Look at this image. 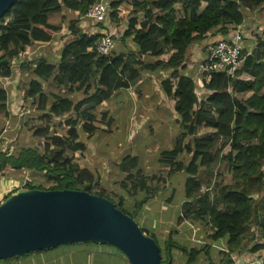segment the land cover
<instances>
[{
	"label": "trees",
	"instance_id": "trees-1",
	"mask_svg": "<svg viewBox=\"0 0 264 264\" xmlns=\"http://www.w3.org/2000/svg\"><path fill=\"white\" fill-rule=\"evenodd\" d=\"M99 1L16 0L0 19V78L12 76V61L24 56L27 47L55 41L50 50L59 55L57 64L49 63L47 55H42L19 65L22 74L29 72L32 76L23 97L37 104L39 127L33 130V136L42 140V150L22 147L16 153L0 151V172L9 167L18 172L27 170L34 175L42 174L51 186L47 189L37 187L38 190L86 191L106 197L132 219L139 218L143 206L155 196L154 177L148 179L141 174L137 155H126L118 166V171L133 182L129 188L121 185L125 195L115 192L110 198L104 189L93 192L99 176L84 167L87 148L77 141L78 127L89 141L98 130L95 123L110 125V120L105 122L106 114L97 119L90 111L109 100L117 90L129 87L128 81L121 79L127 72L126 58L142 61L164 54L158 48L161 39L164 47L174 53L164 61L140 64L141 71L162 69L168 72L161 88L179 122L180 131L174 146L159 153L164 158L160 162L169 166L170 180L185 176L182 198L194 209L196 217L207 220L209 231L205 239L212 244L187 247L174 242L170 234L163 255L152 230L141 226V231L155 240L163 264H174L176 252L185 256V264H196L201 254L210 260L209 250H214L213 245L224 240L223 250L227 253L222 251L223 258L217 263L211 260L208 264H230V255H240L245 250L249 254L264 256V55L252 57L264 47V43L258 40L257 47L249 55L244 49L243 62L234 80L224 74H212L209 83L203 86L208 93L200 99L194 92L192 79L182 74L189 59V48L201 44L211 32L224 35L228 27L244 22L238 0H197L194 3L182 0L131 1L134 16L127 19L122 39L132 40L135 50L128 47L126 54L113 52L110 57L97 54L95 46L100 35L84 33L77 25L78 21L71 22L67 34L58 38L55 27L49 23V18L60 14L63 7L76 11L81 17L89 6ZM239 1L249 8L247 10L264 6V0ZM120 3H111L112 11ZM115 14L111 13L110 17H116ZM51 77L59 87L67 81L70 93L83 91L84 97L74 102L44 94L43 84ZM247 94L248 97H243ZM50 98L53 102L48 105ZM7 101L6 92L0 89V116L8 118V107L4 104ZM56 120L60 122L57 124ZM53 124L55 130L51 127ZM62 126L71 130L69 137L57 134L56 128ZM2 130L3 126H0V134ZM220 139L226 142L224 156L220 152L212 153ZM183 154L189 156L187 163L178 161ZM220 162L225 163L232 174L234 181L230 185L211 184L216 177H213L215 167ZM139 193L141 198L131 203L132 210H125L123 203L129 205L128 197L132 199ZM255 194L261 197L252 199L250 196ZM252 224L256 226L254 232L250 231ZM69 246H102L117 254L120 260L125 259L112 246L92 243ZM14 259L17 258L0 263ZM125 262L128 264L126 259Z\"/></svg>",
	"mask_w": 264,
	"mask_h": 264
},
{
	"label": "rangeland",
	"instance_id": "rangeland-1",
	"mask_svg": "<svg viewBox=\"0 0 264 264\" xmlns=\"http://www.w3.org/2000/svg\"><path fill=\"white\" fill-rule=\"evenodd\" d=\"M62 1V0H61ZM70 1V0H68ZM131 1H137V0H107L106 3H108L110 13L112 9L110 8L111 3L114 2H121L119 7L112 13H116L115 15L120 14L119 18L116 17L110 18V21L108 23L111 25V23H114L116 27H122L121 24L125 25L126 28V21L128 18L134 16V11L131 6ZM184 2L190 1V2H196L197 0H182ZM240 4V11L244 15V25L242 26L243 34H244V48L245 52L248 54L252 50H254L257 46H255L256 42L260 40V42L264 43V6H261L257 9L247 10V6L241 5V2L238 0ZM63 9H66V7H63ZM62 9V10H63ZM64 13H67L68 16H72L74 14H71L76 11H72L69 9L64 10ZM68 11V12H66ZM77 13V12H76ZM63 14V13H62ZM70 14V15H69ZM66 15V14H65ZM181 14H179L177 17H180ZM114 20V21H113ZM101 28V26H100ZM118 28V31L120 33V30ZM121 32H123V29H121ZM217 33V32H216ZM121 37L118 39L115 37V41H119ZM159 46L158 48L163 50L164 54L160 56L159 58L167 59L169 58L174 52L170 50L168 47H164L162 40H158ZM123 47L127 50V47L124 46V41L122 40L120 43H117L116 51L114 50V54H118L121 49L119 47ZM260 48V46L258 47ZM48 46L45 50H41V53H48L50 48L48 49ZM190 49V48H189ZM123 50V49H122ZM39 51V49L35 50ZM124 52V51H123ZM191 53V52H190ZM126 54V53H125ZM254 55L252 57H260L264 55V47H261L260 50L253 53ZM191 54H189V59L186 62V65H193L192 59H194V56L192 59ZM127 59V58H126ZM152 58H144V60L140 61L139 59H131L128 58L126 60V65L128 67V71L126 74L121 77L123 81H128L129 85H132V87H136L135 83L140 79V64L150 62ZM263 62H264V56H263ZM12 67V66H11ZM188 68V66H187ZM179 69V68H178ZM187 72V70H185ZM183 72L182 74H184ZM144 76V75H143ZM164 76H167L166 73H164ZM200 79L203 78V75H198ZM30 75L29 72H25L24 75H20L18 77V89L15 93L16 96V102L14 99L11 100L12 95V89L8 90V87H6L8 94V102L7 107L9 111V116L3 117L0 116V126H3L2 133L0 134V151H8L10 153H16L20 148L22 147H32L37 150H42V140L33 136V130L37 127H39V122H37L38 116L40 115L36 111L37 104L36 102H33L30 99H24L23 95L24 92L28 89V84ZM135 77V78H133ZM145 83L140 88V97H136V101L132 98L133 96L128 95L129 100L125 94H122L120 100H116L114 96L111 97L109 101L102 102L100 105L95 106L90 112L96 117L100 118L102 114H111V124L108 126L105 122V124H98L95 123V126L98 128L105 129L104 133L97 131L96 138L94 140H91L94 146V149L97 150L100 157L103 156L104 152L110 151V157L113 155L116 157V162L118 164L120 163L119 160H121L126 155H137L138 158V169L141 171V174L145 175L150 179L151 177H154L152 186L157 187L155 195L158 197L156 200H154L153 204L145 205L143 206L142 210L139 213V218L135 219V221L138 223V225L141 227H149L153 228L155 235V240L159 244L160 248L163 250L164 255V244L168 241V237L171 234L172 240L176 243H180L183 245H186L187 247H195V246H203L208 243L212 244L210 242H206L205 236L207 235L209 231V227L206 223L207 220L200 219L196 217L193 214L194 209L190 207L189 204L186 202H179L182 200V187H183V180L185 178L184 175L174 177L170 180L168 177V171L169 166L165 163H162L164 158L159 155V153L165 149H171L174 146L175 139L177 138L179 134V122L177 119V116L174 113H170L171 115L167 113H164L160 106H157L154 110H150L154 114V116H151L150 119H146L145 122L138 124L137 126L133 123L135 118L139 114V110H134L135 106H132V100H134L135 105H140L142 103H148V102H142L144 100L145 96H147V100L151 102L153 97H155L153 91L155 89H160L161 82L164 80V78H159L158 82L156 79L151 78L148 76V74H145ZM15 78V77H13ZM12 79V78H11ZM10 79V80H11ZM3 78H0V87L3 86ZM153 82V83H152ZM202 86H204L203 80H201ZM55 81L54 78L48 81L47 85L44 84L46 95L49 96H58L62 98H68L74 102H77L78 100L82 99L84 97L83 91L75 92L72 95L68 91V82L65 81L64 85L61 88H56L54 86ZM5 84V83H4ZM54 91V92H52ZM119 91V90H117ZM116 91V92H117ZM204 91V90H203ZM6 92V91H5ZM93 90L89 93L91 94ZM134 92V91H133ZM163 92V91H161ZM208 92H202L201 89L196 91V95L198 97H202L204 94H207ZM121 94V93H120ZM249 94L244 95L243 97H248ZM14 98V97H13ZM156 99V98H154ZM53 102L50 98L49 103ZM168 100H164L165 107L168 104ZM6 104V103H4ZM144 105V104H143ZM151 105H148L149 108ZM88 107V106H86ZM85 107V108H86ZM170 107L165 108L166 111L170 110ZM131 111V113H130ZM106 112V113H104ZM129 112V118L127 117L124 119V115H128ZM145 114V111L144 113ZM133 115V116H132ZM164 116H168L169 123L164 121ZM74 117V116H72ZM130 117H133L130 119ZM6 118V119H5ZM65 119V118H62ZM138 120V119H136ZM60 120H56V123L58 124ZM53 130H55L54 124L51 126ZM137 127H139L137 129ZM57 134L64 137H69L71 130L62 126L59 128H56ZM100 132V133H98ZM134 133V136L129 138V135ZM102 133V134H101ZM78 134L79 139L77 141L86 143V134L82 132L80 127H78ZM189 138L185 141L187 142ZM225 140H219L216 142L215 149L213 150V154L216 152H220L222 156L225 155L226 147L223 148V145L225 144ZM178 161H183L187 163L189 161V156L186 154L180 155L178 158ZM102 163V164H101ZM105 163L109 166L108 162L105 161H99L98 162V168L102 171V173H106V196H109L112 198V194L117 192L120 194V196L125 195V190L121 187V185H125L126 188H129L133 182L127 180L126 177L123 178V180H120L116 177H112L113 175H109L108 171L103 165ZM110 168V167H109ZM116 166L114 165L111 169H115ZM10 168H5L3 171L0 172V178L7 179L9 178L10 174ZM216 175V177L212 180L213 184L214 182H218V185H230L233 183L234 179L232 178L231 172L228 170V167L225 163L220 162L214 170L213 177ZM31 180L33 181V186L35 187H41L44 189H47L51 186V184L44 178L42 174L34 175L30 173ZM104 180V178H103ZM174 183V186H176V189L172 188V185ZM99 187H103V185L98 184ZM98 186L93 188L94 191H98ZM204 188H202V191ZM176 192L177 196H180V199L177 198V201L174 203L172 200L170 201V194L171 192ZM13 194V193H12ZM11 195V194H10ZM142 194H138L135 197H128L129 205L124 204V209L127 211L132 210L131 203H134V201L139 200L141 198ZM175 195V197H176ZM262 195V193H261ZM261 195H252L250 196L254 200H258ZM161 197V199H160ZM167 198V199H166ZM158 202V203H157ZM149 206L151 212L154 213V215H150L147 217L145 215V207ZM168 206L171 208L168 209ZM164 208L168 209V217L171 219L169 221L164 220ZM143 214V215H142ZM155 218V219H154ZM152 219H154V222H152ZM147 224V225H146ZM185 230L188 231L190 235H192L193 240L191 239V244H188V240L185 237ZM256 230V226L254 224L251 225L250 231L254 232ZM195 236H199L202 239L201 244H192ZM225 243H220L217 245H213L214 250H209V254L211 259L208 260L207 257L204 254H201L196 261V264H208L209 261L212 260V262L217 263L221 258H223V247ZM224 245V246H223ZM61 247V246H60ZM62 247H69L62 246ZM247 249L250 248L246 247ZM53 252H50L47 254V256L42 253L43 256H45L46 259L50 260L49 264H101L98 257L103 256L104 254H97L95 257L91 259L90 256H84V254L71 252L68 255H63L60 258L58 256L61 252H63L62 248H55ZM221 249V250H220ZM248 251V250H247ZM246 250L244 253H248ZM178 253V252H177ZM79 257H83L82 259H79ZM52 258H58L56 262H52ZM95 261H94V260ZM15 260V259H14ZM185 256L181 254L176 255L175 263L174 264H185ZM123 264H126L125 259Z\"/></svg>",
	"mask_w": 264,
	"mask_h": 264
},
{
	"label": "water",
	"instance_id": "water-1",
	"mask_svg": "<svg viewBox=\"0 0 264 264\" xmlns=\"http://www.w3.org/2000/svg\"><path fill=\"white\" fill-rule=\"evenodd\" d=\"M15 1L0 0V19ZM85 243L112 246L128 264H163L155 240L106 197L34 188L0 202V261Z\"/></svg>",
	"mask_w": 264,
	"mask_h": 264
},
{
	"label": "crops",
	"instance_id": "crops-1",
	"mask_svg": "<svg viewBox=\"0 0 264 264\" xmlns=\"http://www.w3.org/2000/svg\"><path fill=\"white\" fill-rule=\"evenodd\" d=\"M104 2L106 3L107 0H104ZM108 5V3H106ZM66 9H63L61 11L60 14H54L52 15L50 18H49V23L55 27L56 29V35H57V38L60 37V36H63L65 34H67L68 32V27L70 26V23L73 22V21H78V27L81 31H83L84 33H90L91 29L93 28H90L89 25L91 26L90 23H85L84 19H82V16H78V13L76 12H73L71 14H74L72 16H68L67 13H64ZM68 12V11H66ZM114 12V11H111V13ZM63 13V14H62ZM110 13V14H111ZM66 14V15H65ZM70 15V14H69ZM120 16V14H119ZM118 15H116V18L118 19L119 18ZM110 15H109V21H110ZM115 18V16H114ZM113 18V19H114ZM114 21V20H113ZM117 25V24H116ZM116 25L114 23H111V25L109 23L106 24L105 26V30L106 31H111L115 37L118 39L119 37H121V39H119V41H115V51H116V48H117V43H120L123 39H122V36L124 34V32L126 31V28H125V25L124 24H121L123 28H119V27H116ZM118 28L120 30V33L118 31ZM121 29H123V32H121ZM221 35V33H215V32H211L209 33L206 38H204L203 42L201 44H198V45H195L194 47H191L189 50V52H191V56L193 57L195 55V52L194 50L196 51L198 47H201L204 45L205 42L217 37ZM223 35V34H222ZM124 41V46L125 47H129L131 48L132 50H135L134 46H133V41L130 40V39H125L123 40ZM55 45V41H53L52 43L50 44H44V45H34L32 47H27L26 48V55L24 54V56H22L19 60H14L12 61V64L10 67L13 72H12V76L10 78H5L3 79L4 82H3V86L0 87V89L2 91H6L7 93V90H6V87H8V90L9 89H12V95H11V100L14 99L15 102H16V96H15V93L14 92H17V89H18V77H20V75H24L22 74L18 67L20 64L22 63H25V62H30L36 58H39L41 57L42 55H47L48 57V61L49 63L51 64H57L58 61H59V55L58 53H52L51 50L48 51V53H41V50H45L46 51V48L48 46V49ZM39 49V51H35ZM47 49V50H48ZM119 49H121L119 51V53H127V50L125 48H123L122 46L119 47ZM123 49V50H122ZM124 51V52H123ZM194 52V53H193ZM192 57H190L192 59ZM128 59V58H127ZM126 59V60H127ZM154 61H164V59L162 58H152V60L150 62H147V63H151V62H154ZM193 61V60H192ZM187 62V61H186ZM186 62H185V65H186ZM188 66V68H187ZM190 68H192V65L189 66V65H186V69L187 72H185V70L183 72L184 73V76L186 77H189L193 80L194 82V85H195V90L194 92L196 93L197 90L201 89L202 92H205L204 90V87L201 86V85H198V83L196 81H194L195 79V76H194V72H192L190 70ZM127 71H128V67H127ZM182 72V73H183ZM140 74V79L135 83L136 87H132V85H129V87L127 89H122V90H119L117 92H115L113 94V96L116 98V100H120L122 94H125L129 100V97L128 95H131L133 96L132 98L136 101V97H140L139 93H140V88L143 86V84L145 83V74H148V76H150L151 78L153 77V79H156L153 80L155 83L158 82V79L159 78H164L166 76H164V73H166L168 75V72H165L164 70L160 69V70H156V71H153V72H145V71H140L139 72ZM126 74V73H125ZM144 75V76H143ZM15 77V78H13ZM12 78V79H11ZM135 78V77H134ZM2 79V78H1ZM11 79V80H10ZM51 79H53V77H51L48 81H50ZM5 83V84H4ZM48 83V82H47ZM47 83H44L47 85ZM153 83V82H152ZM44 84H43V92L44 94H47L45 90V87H44ZM54 86L56 88H61L59 86L56 85V83H53ZM129 84V83H128ZM64 85V84H63ZM161 87V85H160ZM204 90V91H203ZM134 91V92H133ZM162 91V90H161ZM160 89H155L153 91V93L155 94L153 97V99L151 100V102L149 101V99L147 100V96H145L144 100H142V102H148V103H142L140 105H135V102L134 100H132V106H135V109L134 110H139V114L136 116L138 118H135L133 121V123L137 126L138 124L140 123H143L145 122V120L148 118L150 119L151 116H154V114L152 112H150V110H154L157 106H160L161 110L164 112V113H167L169 115H171L172 113H174L173 109H171V107L169 108L170 110L166 111L165 108L169 107V104L166 105L165 107V104H164V100H166L165 96H164V93L161 92ZM54 92V91H52ZM75 93V92H72L70 93L71 95ZM121 93V94H120ZM205 95V94H204ZM14 97V98H13ZM198 97V96H197ZM7 98H8V94H7ZM156 98V99H154ZM200 99V97H198ZM111 99V98H110ZM109 99V100H110ZM107 100V101H109ZM8 102V101H7ZM7 102H6V105H7ZM17 103V102H16ZM144 104V105H143ZM148 105H151L149 108L147 107ZM145 111V114H143ZM106 113V112H104ZM128 115H124V119H126L127 117L129 118V112H127ZM131 113V111H130ZM171 113V114H170ZM91 115H93L91 112H90ZM112 114V113H111ZM111 114L108 113L107 114V117H106V122H109L110 120V124H111ZM175 114V113H174ZM176 115V114H175ZM94 116V115H93ZM133 116V115H132ZM172 116V115H171ZM95 117V116H94ZM96 118V117H95ZM101 118V117H100ZM100 118H97V119H100ZM133 117H130V119H132ZM138 119V120H136ZM164 121L169 123V119H168V116H164ZM95 125V124H94ZM96 127V126H95ZM139 127H137L138 129ZM97 131H100V132H103L105 131V129H102V128H98V130H96L93 138L91 140H94L96 138V135H97ZM180 131V129H179ZM98 132V133H100ZM102 134V133H101ZM132 136H134V133L132 132V134L129 135V138H131ZM89 140V141H86L85 145H86V151L84 153L85 155V164H84V167L87 168L91 173H93L94 175L96 176H99V180H98V184L100 185H103V187H99V188H103L104 190H107L106 189V186H104L106 183V177L105 175H107L106 173H102V171L98 168V162L99 161H105V162H108L109 163V166L106 165L105 163H103L104 166H106L105 168L108 170L106 172H108L109 175H113L112 177H116L120 180H123L124 177H126V174L125 173H121L118 171V162H116V157L115 156H111L110 157V154L111 152L108 151V152H104L103 153V156L100 157L99 153L97 152L96 149H94V146H93V143L92 141ZM176 141V139H175ZM120 161V160H119ZM102 164V163H101ZM116 166L115 169H111L113 166ZM110 167V168H109ZM10 170V174H9V178L7 179H3V178H0V202H2L4 200V195H6V197L11 193L7 194L8 193V190L10 189L11 185H13L14 183H16L17 181H20L24 174H29L31 172L27 171V170H22L20 172L18 171H14L12 170L11 168L9 169ZM104 178V180H103ZM97 184V185H98ZM174 189H176V186L173 187ZM183 189V187H182ZM177 191L174 193L173 191L171 192L170 194V199L172 200V202L174 201V203L177 201V198L180 199V196H177L176 195ZM176 195V197H175ZM158 197L155 195L149 202L147 205H150V204H153L154 200H156ZM161 199V197H160ZM167 199V198H166ZM117 200V198H116ZM186 202L184 198H182V200L179 202V204L181 202ZM158 203V202H157ZM171 207L168 206V209H170ZM168 209L164 208V220L165 221H169L171 218L168 217ZM145 215L150 216V215H154L153 212H151L149 206H146L145 207ZM143 215V214H142ZM155 219V218H154ZM154 219H152V222H154ZM147 225V224H146ZM148 227V226H147ZM149 228V227H148ZM150 230H152V232H154V229L153 228H149ZM185 237L186 239L188 240V244H191V239L193 240L194 237H192V235H190L188 233V231L185 230ZM202 243V239L199 237V236H195V239L193 241L192 244H201ZM222 243H225V240L222 241ZM225 245V244H224ZM223 245V246H224ZM59 248H62L61 250L63 252L60 253V255L58 256V258H60L61 256L63 255H68L70 254L71 252H75V253H80V254H84V256H90L91 259L93 257H95L97 254H104L103 256L101 257H98V259L100 260V263L101 264H123L124 261L120 260L119 259V256L116 254H114L111 250L109 249H106L105 247H102V246H69V247H59ZM225 248V246L223 247ZM54 250L56 249H53V250H50V251H45V252H40V253H35V254H28V255H23L21 256L20 258H17L15 260H11L9 262H4V263H0V264H49L50 260L46 259L45 256H47V254H49L50 252H53ZM221 250V249H220ZM42 253H44L45 256L42 255ZM179 254L176 252V255ZM248 254V253H247ZM247 254L246 253H242L240 255H246L247 257ZM182 255V254H181ZM249 255V254H248ZM58 258H52L51 261L52 262H56V260ZM83 257H79V259H82ZM94 260V259H93ZM95 261V260H94Z\"/></svg>",
	"mask_w": 264,
	"mask_h": 264
},
{
	"label": "built area",
	"instance_id": "built-area-1",
	"mask_svg": "<svg viewBox=\"0 0 264 264\" xmlns=\"http://www.w3.org/2000/svg\"><path fill=\"white\" fill-rule=\"evenodd\" d=\"M110 10L109 6L100 0L88 7L86 13L82 16L85 23H90V33L99 34L95 49L99 56L110 57L115 50V35L111 31H106L105 26L109 21ZM228 27V32L224 35H219L207 42L203 46L198 47L194 55L193 65L190 70L194 72L195 79L198 85L202 86L201 80L205 84L209 83L212 74H224L229 80H234L236 71L242 65V54L244 51V34L242 26ZM101 26V28H100ZM257 46L258 41L255 43ZM193 52V53H194ZM250 53H248L249 55ZM198 75H203L200 79ZM5 79V78H3ZM191 79V78H190ZM193 81V80H192ZM33 181L29 174H24L20 181L11 185L8 193L31 188ZM4 198L6 195L3 196ZM227 253V251L223 250ZM247 254V253H246ZM249 254V253H248ZM246 255H230V264H264V256L260 254Z\"/></svg>",
	"mask_w": 264,
	"mask_h": 264
}]
</instances>
